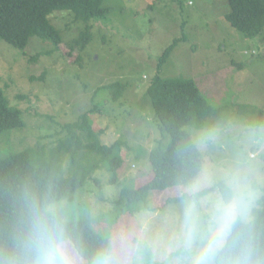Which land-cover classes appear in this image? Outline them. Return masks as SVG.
Returning a JSON list of instances; mask_svg holds the SVG:
<instances>
[{"label": "rangeland", "instance_id": "obj_1", "mask_svg": "<svg viewBox=\"0 0 264 264\" xmlns=\"http://www.w3.org/2000/svg\"><path fill=\"white\" fill-rule=\"evenodd\" d=\"M179 2L107 0L108 20L92 22L93 38L88 48L83 53L76 49L66 57L70 51L64 45L61 53L41 57L43 68L34 66L32 58L42 50L51 51V44L34 38L25 56L0 41V84L11 106L22 112L26 124L0 136V161L38 146L68 143L71 130L83 140V131L75 126L83 124L84 118L92 122V130L100 135L103 144L120 142L124 164L118 176L100 170L94 174L100 183L89 182L78 191L74 204L66 200L48 209L65 212L66 219L74 221L80 217L79 203L91 206L97 219L95 229L112 239L110 257L117 264H131L142 230L152 237L167 234L179 216L180 200L168 201L180 199L183 187L152 192L151 209L138 214L115 207L123 187L142 189L155 176L150 156L162 140V133L153 120L147 89L158 71L167 79H194L214 106L233 105L230 124L234 128L186 129L205 156V169L223 167L239 157L250 159L264 172V39L246 38L232 27L226 18L231 11L228 0ZM73 21L65 12L52 16V23L61 30L66 43L84 28ZM183 38L186 39L159 69L166 50ZM80 56L82 64L78 63ZM45 72L49 73L47 84L27 82V77ZM119 82L127 87L123 96L116 98L114 87ZM239 105L248 106L250 119L246 122L235 118ZM70 125L74 127L69 129ZM138 153H142L139 159ZM71 170L67 160L66 179ZM61 251L65 264H85L71 242L62 244Z\"/></svg>", "mask_w": 264, "mask_h": 264}, {"label": "trees", "instance_id": "obj_2", "mask_svg": "<svg viewBox=\"0 0 264 264\" xmlns=\"http://www.w3.org/2000/svg\"><path fill=\"white\" fill-rule=\"evenodd\" d=\"M106 1L0 0V41H5L25 56H28L27 49L34 38L51 44V51L42 50L32 58L31 63L41 68V57L61 53L64 45H68L70 51L66 57L76 49L83 53L92 42V22L108 20L110 9L105 7ZM228 1L231 11L226 18L232 27L246 38L264 39V0ZM177 2L180 4L179 0ZM58 12L69 13L74 24L84 26L70 43L65 42L61 30L52 23V16ZM185 39H178L170 45L159 60V69ZM82 60L80 56L78 63L82 64ZM48 76V72L42 76H30L27 82L35 84L39 81L45 85L49 81ZM123 84L119 82L114 87L116 98L123 96L127 87ZM147 97L154 110L153 120L162 133V140L150 156L155 176L142 189L123 187L115 207L124 213L138 214L151 209L149 199L152 192L184 187L205 170V156L187 128L223 131L227 125L231 126L233 119V105L214 106L194 79H167L158 71L149 84ZM247 114L248 106L239 105L235 118L246 122L250 119ZM79 125L75 127L83 131V140L71 130L68 143L63 141L56 147L38 146L12 153L0 161V264H20L24 259L31 243L29 221L36 213L46 214L65 226L62 244L71 242L85 264H92L101 253L112 255V239L95 229L97 219L87 203L77 205L80 217L74 221L66 219L65 212L48 211L50 206L61 201L69 200L74 204L78 191L85 189L89 182H99L94 178L98 171L105 170L118 176L123 170L120 142L110 146L103 144L87 118ZM25 126L22 112L11 106L6 90L0 84V136ZM72 127L70 125L69 129ZM141 155L138 153L136 157L139 159ZM67 160L72 168L68 179L64 174ZM179 200L170 199L168 203ZM256 234L264 246V205L258 213Z\"/></svg>", "mask_w": 264, "mask_h": 264}, {"label": "clouds", "instance_id": "obj_3", "mask_svg": "<svg viewBox=\"0 0 264 264\" xmlns=\"http://www.w3.org/2000/svg\"><path fill=\"white\" fill-rule=\"evenodd\" d=\"M262 205L264 172L250 159L237 157L231 164L205 169L183 187L178 219L167 234L152 237L142 230L131 264H264V246L256 234ZM64 228L46 214H34L31 243L20 264H65ZM92 264L117 262L101 253Z\"/></svg>", "mask_w": 264, "mask_h": 264}]
</instances>
